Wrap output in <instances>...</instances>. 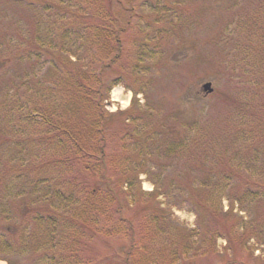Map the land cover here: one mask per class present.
<instances>
[{
    "label": "rangeland",
    "instance_id": "rangeland-1",
    "mask_svg": "<svg viewBox=\"0 0 264 264\" xmlns=\"http://www.w3.org/2000/svg\"><path fill=\"white\" fill-rule=\"evenodd\" d=\"M30 1L41 0H0V88L2 76L22 71L14 60L4 64L2 58L14 54L15 40L31 33L34 8L25 4ZM107 4L121 18V25L130 20L123 34L122 60L108 74L120 81L104 101L107 150L116 165L113 183L122 201L121 215L131 220L134 238L149 231L154 234L146 244L153 262L146 264H264L260 223L264 200H243L238 196L243 190L235 193L244 184L264 183V164H251L248 171L237 169L245 152L236 154L229 146L241 127L237 112L242 97L257 92L256 100L264 102L260 80L264 39L258 40L260 24L264 36V0H107ZM250 24L252 30L247 31ZM256 75L259 82L253 81ZM207 82L212 92L203 90ZM117 89L122 99L115 97ZM195 135L201 139L198 144ZM182 137L188 145L181 152H167L170 138ZM4 160L0 141V169ZM127 168H132L127 173L130 180L121 182L118 177ZM234 168L235 176L226 170ZM210 170L213 186H226L223 197L211 196V200V190L198 187ZM80 177L95 184L88 173ZM1 192L5 193L0 190V209L5 213H0V262L49 264L47 253L45 259L27 240L30 245L25 247L20 235L6 231L20 216L18 202ZM204 193L206 205L200 201L205 197L199 194ZM156 215L160 220L149 225ZM29 224L33 226V221ZM130 244L125 234L100 233L82 254L86 260L100 257L121 264Z\"/></svg>",
    "mask_w": 264,
    "mask_h": 264
},
{
    "label": "trees",
    "instance_id": "trees-1",
    "mask_svg": "<svg viewBox=\"0 0 264 264\" xmlns=\"http://www.w3.org/2000/svg\"><path fill=\"white\" fill-rule=\"evenodd\" d=\"M25 4L35 9V24L28 26V36L22 34L15 40L14 54L2 58L4 64L14 60L22 68L16 76L1 77L0 141L5 160L0 169V190L7 199L18 202L20 216L6 231L20 235L25 247L31 244L45 259L48 254L49 264H118L107 258H84L83 247L100 233H122L131 238L121 264L152 263V250H147L146 244L154 234L149 231L134 238L131 220L121 215L122 201L113 183L116 165L107 150L109 120L104 101L120 81L109 79L108 74L122 60L123 34L130 20L121 25V18L107 0ZM258 28V40H263V24ZM257 80L259 75L253 78ZM255 95L249 92L242 97L237 112L241 127L237 139L229 144L236 154L245 152L236 166L246 171L256 162L264 164V102ZM194 137L198 144L201 139ZM170 140L167 152H181L188 145L186 137ZM235 169L226 170L235 176ZM131 170L127 168L118 179L128 182ZM84 173L92 175L95 184L82 180ZM213 174V170L206 172L198 185L211 190L210 200L211 196L223 197L226 187L213 186ZM239 190L235 193L243 190L240 199L264 200V183L244 184ZM199 195L205 197V193ZM200 201L206 205L208 200ZM195 203L199 205V201ZM0 213L5 211L0 209ZM155 220H160L158 215L147 223ZM260 223L264 227V222ZM3 243L8 249L12 247L10 241Z\"/></svg>",
    "mask_w": 264,
    "mask_h": 264
},
{
    "label": "water",
    "instance_id": "water-1",
    "mask_svg": "<svg viewBox=\"0 0 264 264\" xmlns=\"http://www.w3.org/2000/svg\"><path fill=\"white\" fill-rule=\"evenodd\" d=\"M203 90L207 91V92H212L213 88H212V84L211 82H207L203 85Z\"/></svg>",
    "mask_w": 264,
    "mask_h": 264
},
{
    "label": "bare ground",
    "instance_id": "bare-ground-1",
    "mask_svg": "<svg viewBox=\"0 0 264 264\" xmlns=\"http://www.w3.org/2000/svg\"><path fill=\"white\" fill-rule=\"evenodd\" d=\"M115 97H116V98H120V99H122V98H121L122 95H121L120 90H117V92L115 93ZM0 264H2V263L0 262Z\"/></svg>",
    "mask_w": 264,
    "mask_h": 264
}]
</instances>
